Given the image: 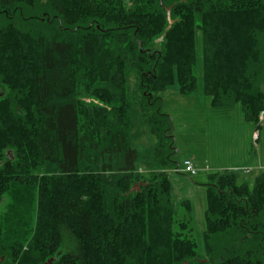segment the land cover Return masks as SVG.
<instances>
[{"label": "trees", "instance_id": "1", "mask_svg": "<svg viewBox=\"0 0 264 264\" xmlns=\"http://www.w3.org/2000/svg\"><path fill=\"white\" fill-rule=\"evenodd\" d=\"M198 34L212 107L260 129L264 0H0V264H264V170L209 175L203 254L177 220L160 94L197 91Z\"/></svg>", "mask_w": 264, "mask_h": 264}, {"label": "rangeland", "instance_id": "2", "mask_svg": "<svg viewBox=\"0 0 264 264\" xmlns=\"http://www.w3.org/2000/svg\"><path fill=\"white\" fill-rule=\"evenodd\" d=\"M198 57L195 66V75L198 78V89L191 95H181L177 81L162 92L163 112L173 119L175 136V152L172 161L175 168L183 167L186 158L193 160L199 167L196 175L175 173L169 170V179L172 187L173 203L177 210V220L188 216L186 207L182 202H191V224L183 236L197 243V250L204 253L203 233L206 229L205 212L207 209L206 185L209 175L219 170V165L228 168L247 164L245 158L254 159L260 152L262 162L260 169L252 173H245L238 169L239 182L253 183L255 177L264 170V123L259 130L260 140L254 142L252 133L256 129L253 123H248L242 115L241 104L230 109L213 108L211 97L203 91V61L201 55L200 35L198 34ZM229 112V114H224ZM145 134L134 143V147L141 152L152 149L155 138L148 128ZM12 154L10 151L7 154ZM250 155V156H249ZM253 168V167H252ZM6 203H0V218L4 226L9 222L4 218ZM30 216V214H28ZM10 224V223H9ZM179 231V227L176 226Z\"/></svg>", "mask_w": 264, "mask_h": 264}, {"label": "crops", "instance_id": "3", "mask_svg": "<svg viewBox=\"0 0 264 264\" xmlns=\"http://www.w3.org/2000/svg\"><path fill=\"white\" fill-rule=\"evenodd\" d=\"M224 114H229V112H225ZM243 115V114H242ZM264 123V116H263V120H262V124ZM255 134H258V139H255ZM260 134H259V130H258V128H256L254 131H253V133H252V139H253V141L254 142H258L259 140H260ZM250 156V155H249ZM185 160H191L190 158H186ZM191 161H193V160H191ZM244 161H246L247 162V164L245 165V166H242V167H239L238 165H234L233 167H231V166H229L228 168H223V167H225L224 166V164L223 165H219V170H217V171H215V172H218V171H223V170H232V171H239L238 169H241V168H243V167H246V166H248V165H250L249 167H247V168H252L253 167V169H257V168H259L260 169V163H263L262 162V158H261V155H260V152L259 153H256V156L254 157V159H250V158H248V160H247V158H245L244 159ZM240 172V171H239Z\"/></svg>", "mask_w": 264, "mask_h": 264}, {"label": "built area", "instance_id": "4", "mask_svg": "<svg viewBox=\"0 0 264 264\" xmlns=\"http://www.w3.org/2000/svg\"><path fill=\"white\" fill-rule=\"evenodd\" d=\"M257 137H258V134H255V138H257ZM199 170H200L199 167L196 166L193 161L185 160L183 163V167L179 166V167L175 168L174 172L177 174L178 173H187L189 175H196ZM252 171H253V168H245L244 169V172L247 174L251 173Z\"/></svg>", "mask_w": 264, "mask_h": 264}, {"label": "water", "instance_id": "5", "mask_svg": "<svg viewBox=\"0 0 264 264\" xmlns=\"http://www.w3.org/2000/svg\"><path fill=\"white\" fill-rule=\"evenodd\" d=\"M168 18H169V22H170V27L172 26V24L174 23V21L171 19V16H170V11H168ZM169 27V28H170ZM140 188V186H137L135 187V190H138ZM52 262V261H51Z\"/></svg>", "mask_w": 264, "mask_h": 264}]
</instances>
